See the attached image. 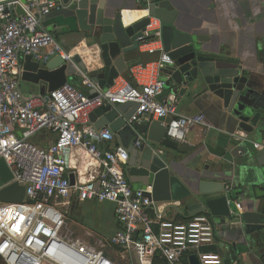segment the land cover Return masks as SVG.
<instances>
[{"label":"built area","instance_id":"2783aa9c","mask_svg":"<svg viewBox=\"0 0 264 264\" xmlns=\"http://www.w3.org/2000/svg\"><path fill=\"white\" fill-rule=\"evenodd\" d=\"M64 5L63 0H0V160L12 172L11 183L26 188L22 203L0 202V264H119L115 254L128 264H153L157 258L166 264H191L194 255L200 264H225L220 255L203 251L216 245L212 217L198 214L173 221L164 205L142 192L135 195L124 169L127 150L116 143L110 129L98 130L91 121V114L102 106L132 103L138 109L129 125L170 118L164 123L167 138L179 145L194 146L189 138L194 129L202 136L212 129L202 115H181L175 97L158 100L165 83L154 79L155 71L173 63L163 51L161 20L151 17L138 39L139 49L151 55L160 52L159 60L153 66H130L131 80L102 91L83 73V87L95 97L71 84L31 98L21 90V58L44 62L57 54L72 59L42 25ZM42 132L55 136L48 148L32 141ZM232 139L264 151V143L251 141L244 131L235 132ZM142 144L150 146L144 136L136 146ZM79 151L82 154L74 155ZM154 153L163 156L166 150ZM86 202L115 206L119 227L107 242L98 240L92 246L69 230L72 208Z\"/></svg>","mask_w":264,"mask_h":264},{"label":"water","instance_id":"95a60500","mask_svg":"<svg viewBox=\"0 0 264 264\" xmlns=\"http://www.w3.org/2000/svg\"><path fill=\"white\" fill-rule=\"evenodd\" d=\"M63 2L72 8L79 31L90 43L87 51L90 50L92 58L102 65L91 78L102 91L114 87L115 80L128 71L129 55L140 51L138 39L146 32L150 18L155 17L162 23L163 51L173 62L162 70L165 86L158 100L163 102L170 96L205 100L215 109L223 111L229 121L238 124L241 131L264 136V109L251 88L248 70L224 53L209 52L199 35L184 32L179 25V12L171 2L150 0L140 3L137 0L133 8L128 1L122 0ZM17 12L22 14L20 9ZM127 15L130 18L136 16L127 22ZM20 66L21 90L33 87L40 92V96L61 89L69 84L70 79L83 76L86 72L82 59L77 55L71 60H64L56 54L44 62L27 56L20 59ZM28 93L33 95L30 90ZM84 93L89 97L96 95L86 90ZM137 109L138 105L132 103L106 105L91 114L95 127L98 130L110 129L121 143L118 145L127 150L129 161L125 171L132 187L136 186L134 194L142 192L157 203H174L179 207L188 205L183 212L185 219L198 214L210 215L216 223L226 224L233 233L240 234L245 248L253 249L264 239V212L257 211L255 207L249 211L243 209L239 192L226 184L201 181L196 175L190 183L184 181L174 172L170 163L175 158L169 152L187 153L188 149L167 138L164 123L169 124L171 119L131 126L129 120ZM140 136H144L150 146L142 144L137 147ZM159 148L166 150V154L156 155L154 151ZM256 158L264 166V151L258 152ZM69 178L74 185L75 176L70 174ZM12 179L11 170L0 160L2 203L19 204L25 199L26 188L11 183ZM149 187H152L151 192H148ZM190 262L200 264L196 255L191 256Z\"/></svg>","mask_w":264,"mask_h":264},{"label":"crops","instance_id":"0c3cea01","mask_svg":"<svg viewBox=\"0 0 264 264\" xmlns=\"http://www.w3.org/2000/svg\"><path fill=\"white\" fill-rule=\"evenodd\" d=\"M122 1H128L130 8H133L137 0ZM154 1L171 2L174 9L179 12L178 21L181 29L203 38V45L209 52L224 53L232 61L242 64L251 75V88L264 109V0ZM138 2L141 3V0ZM42 25L53 34L64 52L80 56L85 65V73L90 78L99 72L101 63L94 59L88 60L86 57L85 51L89 49L90 43L79 31L77 20L69 5L65 4L64 9L52 12L44 19ZM160 54L157 52L151 55L140 50L130 54V61H127L130 66L140 64L153 66L159 60ZM153 77L163 80L162 71H155ZM123 79L131 80L128 71L116 79L115 84ZM83 80V76H75L70 79L69 84L85 91ZM29 90L33 95L28 93ZM29 90L23 87L26 97L40 96V92L33 87H29ZM177 108L178 112L186 117L204 116L206 124L212 129L204 136L199 129H194L189 135L194 146L180 145L183 149H188L187 153L169 152V155L175 158V161L170 163L174 172L187 183L196 175L201 181L226 184L228 188H234L239 192V202L243 209L249 211L255 207L257 211L264 212V166L258 162L256 158L258 151L251 143L237 144L232 139V134L241 131L238 124L229 121L223 111L215 109L205 100L177 99ZM249 137L251 141L264 143L262 134L253 133L249 134ZM54 140V135L42 132L32 141L39 147L48 148ZM116 143L121 144L118 140ZM77 154L82 152H74V155ZM84 165L81 167H85ZM132 188L136 190V186ZM89 203L96 202L76 205L71 212L76 210L82 212ZM161 204L166 207V215L170 220L179 222L186 220L183 212L188 205L179 207V204L174 203ZM110 205L111 220L116 231L119 226L115 217V206ZM212 220L216 226L215 246L225 264H264L263 238L253 249H247L240 234L233 233L228 225L216 223L214 218Z\"/></svg>","mask_w":264,"mask_h":264},{"label":"rangeland","instance_id":"374dc122","mask_svg":"<svg viewBox=\"0 0 264 264\" xmlns=\"http://www.w3.org/2000/svg\"><path fill=\"white\" fill-rule=\"evenodd\" d=\"M112 205L108 203H89L83 211L70 212L68 216L69 230L87 244L95 246L97 241L107 242L115 232L112 223ZM114 260L119 264H128V260L114 255Z\"/></svg>","mask_w":264,"mask_h":264},{"label":"trees","instance_id":"16d2710c","mask_svg":"<svg viewBox=\"0 0 264 264\" xmlns=\"http://www.w3.org/2000/svg\"><path fill=\"white\" fill-rule=\"evenodd\" d=\"M203 251L207 252V253H213V254L219 255V250H218L217 246L205 248ZM153 264H166V262L157 258V259H155ZM227 264H230V263H227Z\"/></svg>","mask_w":264,"mask_h":264},{"label":"bare ground","instance_id":"6f19581e","mask_svg":"<svg viewBox=\"0 0 264 264\" xmlns=\"http://www.w3.org/2000/svg\"><path fill=\"white\" fill-rule=\"evenodd\" d=\"M139 14H141V13H139ZM134 16H136V15H134ZM134 16H132L131 18H134ZM131 18L127 15L126 21L128 22ZM85 53H86V57L88 58V60H93L92 52L90 50L89 51H85Z\"/></svg>","mask_w":264,"mask_h":264}]
</instances>
